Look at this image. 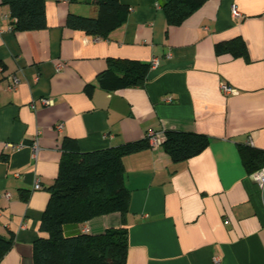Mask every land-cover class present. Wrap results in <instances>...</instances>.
Here are the masks:
<instances>
[{"label": "crops", "instance_id": "obj_1", "mask_svg": "<svg viewBox=\"0 0 264 264\" xmlns=\"http://www.w3.org/2000/svg\"><path fill=\"white\" fill-rule=\"evenodd\" d=\"M167 1L121 0L127 19L107 38L66 26L69 13L96 15L90 0H45L47 25L38 30L8 29L10 20H2L0 236L13 242L0 264H33L65 138L92 151L150 130L204 134L208 144L181 161L162 146L125 155L129 212L66 225L65 234H99L125 223V264H264V207L240 150L264 152V0H206L176 26L166 24ZM8 12L0 0V13ZM235 37L246 57L215 52L216 43ZM153 57L158 63L142 86L100 85L109 58ZM222 82L236 91L223 93Z\"/></svg>", "mask_w": 264, "mask_h": 264}, {"label": "trees", "instance_id": "obj_2", "mask_svg": "<svg viewBox=\"0 0 264 264\" xmlns=\"http://www.w3.org/2000/svg\"><path fill=\"white\" fill-rule=\"evenodd\" d=\"M206 0H168L162 6L166 24H182ZM8 6L14 21L12 30H38L46 27L45 0H1ZM96 7L95 16L69 13L66 26L86 34L107 38L127 19L128 6L121 0H90ZM217 54L247 56L240 37L215 44ZM107 68L99 75L100 85L113 91L139 87L147 80L150 63L109 58ZM163 150L174 161L200 153L208 144L204 134L167 130ZM147 137L118 146L92 151H79L75 141L65 138L58 174L49 187V200L42 214L39 230L45 235L32 244L33 264H125L128 250V228L123 223L108 227L102 233L67 235L66 225H77L89 219L119 212H129L130 191L124 183L122 159L125 155L148 147ZM242 161L248 172L264 165V152L242 148ZM13 242L0 236V259Z\"/></svg>", "mask_w": 264, "mask_h": 264}, {"label": "built area", "instance_id": "obj_3", "mask_svg": "<svg viewBox=\"0 0 264 264\" xmlns=\"http://www.w3.org/2000/svg\"><path fill=\"white\" fill-rule=\"evenodd\" d=\"M232 14L234 16H239L240 12L238 11L236 6L232 7ZM4 19H8L10 20V22L12 23L14 21V18L11 17L10 13H0V24L2 22V20ZM8 29H11V24L8 26ZM1 32V29H0ZM158 63V59L156 57H153L150 60V67H154L156 66ZM61 67V65H57V69H59ZM18 83V79L16 77L13 78L12 84H10L9 88L14 89L16 87ZM220 89L222 90L223 93L225 94H229V93H233L236 91L235 88L231 87L230 85L222 82L220 84ZM63 126V123H57L56 124V129L60 130ZM147 140H148V144L149 146H151L154 149H157L159 147L162 146V143L165 139V135L163 132L160 131H153L150 130L147 134H146ZM11 147H20L22 146L20 143L17 145H11ZM31 151H32V155L33 157L37 156L38 153V142H37V138H35L31 145ZM250 177L253 179V181L256 183V185L258 186L259 189V193H260V197H261V202L262 205L264 207V165L262 167H260L259 169L253 171L252 173H250ZM40 188V184L38 182H36L34 184V189H38ZM5 197L8 198L9 197V193H4ZM225 222H227V219L225 218Z\"/></svg>", "mask_w": 264, "mask_h": 264}]
</instances>
